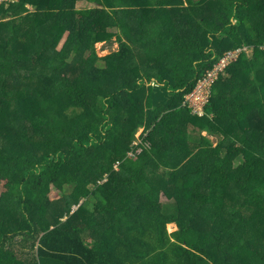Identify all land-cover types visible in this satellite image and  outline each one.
<instances>
[{"label":"trees","instance_id":"1","mask_svg":"<svg viewBox=\"0 0 264 264\" xmlns=\"http://www.w3.org/2000/svg\"><path fill=\"white\" fill-rule=\"evenodd\" d=\"M0 264H264V0L1 2Z\"/></svg>","mask_w":264,"mask_h":264},{"label":"built area","instance_id":"2","mask_svg":"<svg viewBox=\"0 0 264 264\" xmlns=\"http://www.w3.org/2000/svg\"><path fill=\"white\" fill-rule=\"evenodd\" d=\"M3 1L14 0H0V3ZM248 51L249 48L247 46L225 51L213 68L207 71V73L198 80L195 88L185 96L183 105L190 107L194 113L202 115L204 113V106L208 102L211 93V86L218 77V74L224 71L231 62L236 61L241 53H248Z\"/></svg>","mask_w":264,"mask_h":264},{"label":"rangeland","instance_id":"3","mask_svg":"<svg viewBox=\"0 0 264 264\" xmlns=\"http://www.w3.org/2000/svg\"><path fill=\"white\" fill-rule=\"evenodd\" d=\"M77 4H78L77 6H80V5L90 6L89 3H87V2H85V3L84 2H79ZM96 48H97V51H98L99 55H104V54L108 53L109 51H111L113 49H116L117 48V43H113V44L98 43L96 45ZM241 161H242L241 157H238V158H236L235 163L239 164ZM50 195H51L52 198H56L58 196V194L56 193L55 189H52ZM161 199L164 202H168L169 201L165 197H161ZM167 229H168V231H173L175 229V225L169 224Z\"/></svg>","mask_w":264,"mask_h":264},{"label":"crops","instance_id":"4","mask_svg":"<svg viewBox=\"0 0 264 264\" xmlns=\"http://www.w3.org/2000/svg\"><path fill=\"white\" fill-rule=\"evenodd\" d=\"M139 133H140V131H139ZM139 133H138V134H139Z\"/></svg>","mask_w":264,"mask_h":264}]
</instances>
